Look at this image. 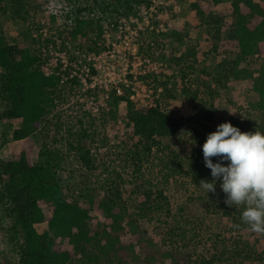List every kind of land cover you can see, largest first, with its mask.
<instances>
[{"label": "trees", "instance_id": "1", "mask_svg": "<svg viewBox=\"0 0 264 264\" xmlns=\"http://www.w3.org/2000/svg\"><path fill=\"white\" fill-rule=\"evenodd\" d=\"M147 1L107 0L105 3V0L101 13L113 9L118 17L124 16ZM21 3L22 0H0V12H6L8 6L16 12L21 6L17 12L22 15L27 11ZM185 6L186 17L177 19L161 33L157 44L162 48L167 42L174 43L181 54L172 59L173 50L167 55L161 52L160 60L172 59L179 70L192 72L196 51L193 47L185 48V40L209 23L220 27L224 20H230L228 36L235 42L234 59L218 67L234 81L250 84L255 100L248 104L247 116L254 115L257 121L251 123L249 119L231 115L228 122L241 132H254L253 128L264 132V0H187ZM84 9L91 10L77 8L74 18V11L68 15L69 38H86L88 31L100 36L97 20L79 17ZM39 41V38L34 39V42ZM40 63L37 54L27 46L9 44L0 32V122L20 121V126L14 128L10 136L11 146L3 148L0 154V213L11 225L10 240L16 259L12 264H182L183 252L179 248H169L140 227V219L147 218L153 210L169 209V201L161 189L147 192L145 201L133 215L127 213L124 199L116 189L102 196L83 197L79 193L80 199L69 197L70 179L63 181L58 176L64 164L63 153L48 146L49 139L38 143L32 137L43 123L49 125L47 116L54 107L49 90L60 80V75H46ZM141 78L143 75L139 76ZM214 89L209 95L213 96ZM211 96L208 97L210 101ZM192 99L201 116L211 119L212 102L196 99V95L187 97L188 101ZM132 105L134 102L127 100L131 108L128 124H132V128L121 137V143L129 150L133 161H141L142 157L144 161L151 155L152 148L160 146L161 140L178 132L180 122L156 106H141L135 110ZM56 133L52 137L58 135ZM79 133L77 137L69 135L73 139L69 146L80 161L93 170L90 149L82 144L84 137L92 136L86 130ZM195 134L200 137V133ZM5 142L0 148L8 144ZM205 142L198 139L201 146L194 147L186 161L190 179L195 182L212 178L203 158ZM35 155L37 161L33 160ZM177 158L173 155L172 160L166 161L165 170L177 172L183 165ZM217 162L219 158H213V163ZM45 206L49 216L44 215ZM58 239H66L70 248H64ZM217 252L205 263H222L231 257L225 256L224 251ZM238 255L236 252V259Z\"/></svg>", "mask_w": 264, "mask_h": 264}, {"label": "rangeland", "instance_id": "2", "mask_svg": "<svg viewBox=\"0 0 264 264\" xmlns=\"http://www.w3.org/2000/svg\"><path fill=\"white\" fill-rule=\"evenodd\" d=\"M103 1L105 0H22L21 4L27 14L21 15L17 12L21 6L16 12L10 6L7 7L6 12H0V32L6 42L12 45H25L34 53L37 46L34 39L40 36L39 30L43 23H53L62 27L63 31H68L71 29L68 15L74 11V18L77 8H91V10H81L79 17L93 18L98 21L100 27L111 21L120 23L121 19H126L132 26L140 25L139 34L130 39V46L137 52V59L129 57L128 61L129 64L134 65L130 66L133 73L143 74V78L138 79L140 82L138 98L142 100L143 106H156L180 122L178 132L172 137L161 140L159 147L152 148L147 160L143 161L142 157L141 161H133L128 153L129 150L122 149L119 144L116 145L117 138L113 136L119 131L125 134L130 132L128 112L131 108H128L125 100L120 98L110 97L109 101L105 99L100 101L99 103L107 102L109 114L106 115L109 119L106 120L104 127H100L99 133L95 132L96 128L89 126L91 132L88 134L92 137L79 139H83L82 144L87 145L86 148L89 149L92 148V141L99 145L100 142L104 144L115 142L113 145L116 147L95 150L93 153L96 156L91 157L94 168L93 170L87 168V171L77 167V163L74 165L69 154L63 155L64 164L58 176L63 181L70 179L69 197L80 199V194L83 197L91 194L102 196L116 189L124 199L127 213L133 215L145 201L147 192L154 193L157 189H161L169 201V209L153 210L147 218L140 219V227L169 248L176 247V250L179 248L183 252L182 264H206V261L217 255V251H224L225 256L231 255V257L225 262L214 264H264V236L249 231L247 226L241 223L243 206L228 207L224 203L225 193L220 188L221 180L216 181L215 193L206 194L199 188L200 182L190 179L186 164L194 147L201 146L198 139L206 140L220 124L228 122L231 115L239 119H249L251 123L257 121L254 115L247 116L248 104L255 100L250 84L236 82L220 69L224 63L233 60L235 55V42L228 36L230 20H224L220 27L209 23L193 37L185 40L184 47H193L196 51L193 71L187 73L185 70H179L172 60L181 54L176 44L167 42L162 48L157 45L161 33L177 19L186 17L187 0H148L149 4L143 5V12L137 7V13L134 12L135 8L119 17L113 9L106 14L101 13L104 10ZM95 35L93 31H88L86 38H70L69 42L72 47L82 50L88 45L93 46L92 38L95 37L97 42L102 40ZM135 42L138 43L139 49L133 46ZM172 50V59L168 58L166 62L160 60L161 52L167 55ZM122 55L123 51H115L119 62ZM140 62L142 68L139 70ZM119 66L122 67L120 63ZM213 89L216 92L211 96L209 92ZM194 95L196 99L202 98L208 103L212 102L211 119L201 116L199 109L192 102L193 99L187 100V97L193 98ZM196 103H199V100H196ZM132 106L135 110L141 108L136 103ZM108 125L110 128L107 127ZM19 126L20 121L17 120L0 122V145L5 141L8 143L0 148V154L3 153V148L11 146L10 136L14 128ZM47 130L48 125L43 123L32 134L35 142L50 139L52 134L48 135ZM253 130L258 129L253 128ZM195 132L200 133V137H197ZM97 138L98 141L95 140ZM103 138L106 139L104 142ZM173 155L183 164L179 170L176 169L177 172L164 168L165 162L172 160ZM33 160L37 161L36 155ZM173 165L175 166L176 163ZM205 181L211 182L212 178ZM42 210L45 216L50 215L46 206ZM40 230L43 228L40 227ZM10 231L9 220L0 213V264H12L16 260ZM57 241H61L64 248H70L66 239ZM236 252L239 254L237 259ZM79 255L77 253L76 257Z\"/></svg>", "mask_w": 264, "mask_h": 264}, {"label": "built area", "instance_id": "3", "mask_svg": "<svg viewBox=\"0 0 264 264\" xmlns=\"http://www.w3.org/2000/svg\"><path fill=\"white\" fill-rule=\"evenodd\" d=\"M137 7L143 12V4L136 6L134 10L136 13ZM100 28L101 34L98 38L101 37L102 40L97 42L94 37L91 39L93 46L88 45L82 50L71 46L67 31L49 22L43 23L39 30L40 41L35 42L36 54L46 75H60L57 86L49 90L54 107L49 114L47 130L48 135H51L56 133L53 131L56 129L58 135L50 138L47 144L63 155L69 154L74 165L77 163V167L85 171L87 167L80 161L76 151L69 146L70 140L73 142L72 137L68 138L69 135L72 133L76 137L82 130L89 133L91 132L89 126L96 128V133L100 132V127H104L106 120L109 119L106 115L109 114L107 102L99 103L104 99L109 101L110 97L120 98L126 103L129 100L143 106L142 100L138 98L140 94L138 79L143 74L133 73L130 66L134 65L128 63L129 57L137 59V52L130 46V39L139 34L140 25L132 26L126 19H121L120 23L111 21ZM133 46L139 49L138 43L135 42ZM115 51H123L120 62L116 59ZM140 64L141 62L139 70L142 68ZM147 106L150 107V105L144 107ZM107 127L110 128L109 125ZM131 128L132 124L129 126L130 131ZM124 135L122 131L113 135L117 138L116 145L119 144L122 149L121 137ZM101 136L103 137V134ZM95 140L98 141V138ZM111 141L113 143V140ZM113 144L100 142L99 145L92 141L90 156H96L93 153L95 150L115 148L116 145Z\"/></svg>", "mask_w": 264, "mask_h": 264}, {"label": "clouds", "instance_id": "4", "mask_svg": "<svg viewBox=\"0 0 264 264\" xmlns=\"http://www.w3.org/2000/svg\"><path fill=\"white\" fill-rule=\"evenodd\" d=\"M202 152L212 181L201 180L199 188L206 194L215 193L216 181L221 180L224 203L243 206L241 223L264 236V132H241L230 122L222 123L207 136ZM213 158L220 162L213 163Z\"/></svg>", "mask_w": 264, "mask_h": 264}]
</instances>
